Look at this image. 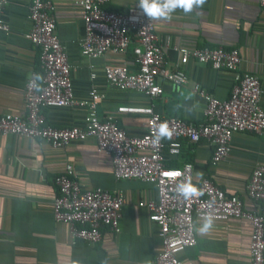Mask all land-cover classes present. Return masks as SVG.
Masks as SVG:
<instances>
[{
  "label": "crops",
  "instance_id": "obj_1",
  "mask_svg": "<svg viewBox=\"0 0 264 264\" xmlns=\"http://www.w3.org/2000/svg\"><path fill=\"white\" fill-rule=\"evenodd\" d=\"M29 1L7 0L1 12L8 31L0 32V114H24V82L30 72L40 73L38 49L23 37L30 24L26 17ZM47 1L52 5L55 34L65 49L67 61L74 66L70 74L72 97L86 100L90 86L94 85L103 95L97 114H112L127 135H141L146 116L117 113V106L152 105L163 116L200 123L203 100L192 87L197 85L222 100L241 73L259 79V106L264 112V10L256 0H206L199 14H184L177 9L170 20H153L160 43L168 40L187 48L221 44L236 48L240 63L235 71H227L188 59L182 67L186 82L181 86L161 82V96L152 99L132 90H118L104 81L102 66L130 64L129 50L90 60L79 55L83 24L77 0ZM126 4L127 0H109L106 6L123 11ZM164 59L174 65L178 54L167 49ZM89 64L95 74L92 80ZM42 114L53 127L82 126L85 107H46ZM229 149L227 158L215 165L210 162L211 148L203 139L183 144L178 155L166 154L165 158L177 166L190 162L194 185L204 176L226 194L240 197L244 208L249 209L245 185L251 168L264 165V132L235 133ZM65 164H71L81 188L122 194L124 202L116 234L102 229L96 244L72 241L68 225L53 220V178L63 171ZM154 196L151 183L115 180L109 157L96 150L91 136L62 149L24 136H0V264H151L161 245L156 227L148 219V210L137 203ZM199 220L193 219L195 244L178 254L181 262L249 264L250 227L246 220H214L212 229L205 233L198 230Z\"/></svg>",
  "mask_w": 264,
  "mask_h": 264
},
{
  "label": "built area",
  "instance_id": "obj_2",
  "mask_svg": "<svg viewBox=\"0 0 264 264\" xmlns=\"http://www.w3.org/2000/svg\"><path fill=\"white\" fill-rule=\"evenodd\" d=\"M109 0H77L83 36L78 43L79 55L95 59L106 53L131 54L130 64L103 65L104 81L118 90H132L147 98L162 94L161 82L181 86L186 82L182 67L192 59L212 69L235 71L240 63L236 48L221 44L187 48L165 40L160 43L154 32V21L147 19L137 7L139 0H127L123 11L104 8ZM264 10V0H256ZM7 0H0V32L8 31L1 12ZM52 5L47 0H30L26 17L29 27L23 37L38 49L39 69L43 80L30 72L23 86L24 114H0V136H24L53 149H62L72 142L91 136L96 150L107 155L115 180L135 179L153 185L152 200L139 201L148 219L154 223L161 249L151 264H192L181 262L178 254L195 244L194 218L211 214L214 220H246L250 227L248 240L249 264H264V165L255 164L245 185L250 208H244L237 195H229L215 187L206 177L196 186L203 195L184 199L177 185L192 178V165L184 161L177 167L167 165V155L176 156L183 144L203 139L211 148L210 162H223L229 154L233 134L264 132V112L259 106V79L241 73L225 99L219 100L199 88L192 91L203 100L200 123L173 116H163L146 106H117V113H136L146 116L144 132L127 135L112 114L99 116L96 108L103 95L91 85L86 100L72 97L70 74L74 66L67 61L64 47L55 34ZM133 17H136L133 20ZM167 49L178 54V62L169 65L164 59ZM131 66V67H130ZM90 80L95 78L92 64L88 65ZM84 106L82 126L53 127L42 114L46 107ZM166 122L172 131L170 138L159 141L155 132ZM55 195L52 198V217L68 225L71 240L96 244L102 229L116 234L119 231L120 210L124 202L120 192L83 189L71 164L53 178Z\"/></svg>",
  "mask_w": 264,
  "mask_h": 264
},
{
  "label": "clouds",
  "instance_id": "obj_3",
  "mask_svg": "<svg viewBox=\"0 0 264 264\" xmlns=\"http://www.w3.org/2000/svg\"><path fill=\"white\" fill-rule=\"evenodd\" d=\"M206 0H139L137 7L143 16L150 20H170L172 14L177 10H181L184 14L196 12L200 13ZM136 17H133L135 20ZM36 79L43 80L44 77L41 73H33ZM157 141L170 138L172 131L166 122L158 125L155 132ZM177 192L184 199L198 198L203 195L201 189L194 185L191 180L177 185ZM199 232L205 233L212 229L214 225V217L209 213L200 217Z\"/></svg>",
  "mask_w": 264,
  "mask_h": 264
},
{
  "label": "trees",
  "instance_id": "obj_4",
  "mask_svg": "<svg viewBox=\"0 0 264 264\" xmlns=\"http://www.w3.org/2000/svg\"><path fill=\"white\" fill-rule=\"evenodd\" d=\"M104 8L106 9H109V10H112L111 8L107 7L106 4L104 5ZM129 50V49H128ZM129 61L131 62V54H130V50H129ZM164 153V156L166 155L165 151L163 152ZM167 165L168 166H171V167H177L176 164L172 163V162H167Z\"/></svg>",
  "mask_w": 264,
  "mask_h": 264
}]
</instances>
